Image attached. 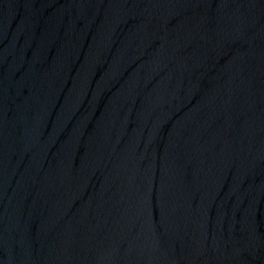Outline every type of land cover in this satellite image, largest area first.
<instances>
[{
  "label": "water",
  "instance_id": "water-1",
  "mask_svg": "<svg viewBox=\"0 0 264 264\" xmlns=\"http://www.w3.org/2000/svg\"><path fill=\"white\" fill-rule=\"evenodd\" d=\"M0 264H264V0H0Z\"/></svg>",
  "mask_w": 264,
  "mask_h": 264
}]
</instances>
